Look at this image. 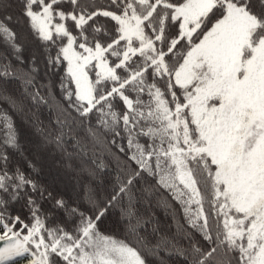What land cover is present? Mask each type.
<instances>
[{"label":"snow or ice","instance_id":"snow-or-ice-1","mask_svg":"<svg viewBox=\"0 0 264 264\" xmlns=\"http://www.w3.org/2000/svg\"><path fill=\"white\" fill-rule=\"evenodd\" d=\"M172 260L264 264V0H0V264Z\"/></svg>","mask_w":264,"mask_h":264},{"label":"trees","instance_id":"trees-1","mask_svg":"<svg viewBox=\"0 0 264 264\" xmlns=\"http://www.w3.org/2000/svg\"><path fill=\"white\" fill-rule=\"evenodd\" d=\"M9 88L11 91L16 92V94H19V85L13 82L11 85H9ZM27 103V101L25 102ZM15 119L18 124L21 125L22 129L26 126V116L23 113H14ZM40 118L44 120L45 122L48 121V119L51 117V113L48 111L47 108H42L40 110ZM152 212L155 213V220L159 221V225L161 227L162 231L168 232L169 234L175 232V225H173L172 217L166 211L162 208L153 207L151 209ZM167 264H178L177 261L172 260L168 261Z\"/></svg>","mask_w":264,"mask_h":264}]
</instances>
